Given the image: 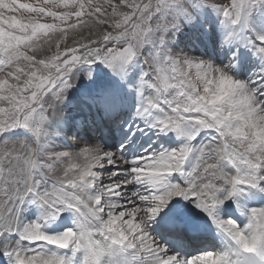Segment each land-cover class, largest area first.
Returning <instances> with one entry per match:
<instances>
[{"label":"snow or ice","instance_id":"snow-or-ice-1","mask_svg":"<svg viewBox=\"0 0 264 264\" xmlns=\"http://www.w3.org/2000/svg\"><path fill=\"white\" fill-rule=\"evenodd\" d=\"M0 264H264V0H0Z\"/></svg>","mask_w":264,"mask_h":264}]
</instances>
